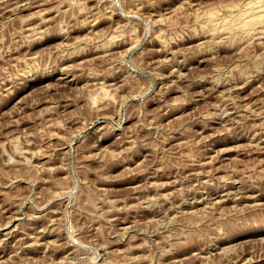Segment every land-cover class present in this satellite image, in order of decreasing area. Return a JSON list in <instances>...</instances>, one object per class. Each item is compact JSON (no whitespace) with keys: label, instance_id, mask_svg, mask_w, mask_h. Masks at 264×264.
<instances>
[{"label":"rangeland","instance_id":"1","mask_svg":"<svg viewBox=\"0 0 264 264\" xmlns=\"http://www.w3.org/2000/svg\"><path fill=\"white\" fill-rule=\"evenodd\" d=\"M252 1L0 0V264H264Z\"/></svg>","mask_w":264,"mask_h":264},{"label":"bare ground","instance_id":"2","mask_svg":"<svg viewBox=\"0 0 264 264\" xmlns=\"http://www.w3.org/2000/svg\"><path fill=\"white\" fill-rule=\"evenodd\" d=\"M254 2V3H253ZM251 3V2H250ZM24 4V3H23ZM247 6H248V4H247ZM249 6H250V4H249ZM248 6V7H249ZM263 8H264V3H261L260 1H252V5L246 10V11H242V9H241V12H239L238 14H235L236 15V17H235V19H234V21H236L235 23H238L239 25H240V27H245L244 29L246 30V28L248 27V26H252V27H255V26H253V25H255L256 23H258L259 21H260V19H262V16H261V14H263V13H261L262 11H263ZM111 13V12H110ZM91 21V20H90ZM96 21V20H95ZM262 21V20H261ZM260 21V22H261ZM97 22V21H96ZM90 23V22H89ZM227 25V24H226ZM237 25V24H236ZM238 25V26H239ZM227 29V28H226ZM252 29V28H251ZM221 30V29H220ZM248 30H249V27H248ZM226 31V30H225ZM263 31V30H262ZM243 32V31H242ZM249 32H250V30H249ZM259 32V31H258ZM229 33V32H228ZM244 33H245V31H244ZM247 33V32H246ZM245 33V34H246ZM251 33V32H250ZM249 33V34H250ZM224 34H225V32H224ZM117 35V34H116ZM116 35H115V37H116ZM251 35V34H250ZM249 35V36H250ZM120 36V35H119ZM228 36V35H227ZM226 36V37H227ZM230 36V35H229ZM245 37H247V34H246V36ZM222 38H223V36H222ZM214 40V39H213ZM219 40V39H218ZM113 41V40H112ZM115 41V40H114ZM113 41V42H114ZM217 41V40H216ZM221 41H222V39H221ZM220 40L218 41V42H221ZM113 42H112V44H113ZM134 42V41H133ZM223 42V41H222ZM221 42V43H222ZM111 43V42H110ZM123 43V42H122ZM125 43H126V40H125ZM129 47V46H128ZM167 51V50H166ZM202 52V51H201ZM165 53V52H164ZM173 53V52H172ZM126 54V53H125ZM201 54V53H200ZM206 54V53H205ZM122 56H123V54H122ZM177 57V56H176ZM167 58V57H166ZM174 58V57H173ZM165 59V58H164ZM203 59V58H202ZM160 60V59H159ZM166 60V59H165ZM169 61V60H168ZM175 61V60H174ZM162 63V62H161ZM164 65V64H163ZM164 68V67H163ZM175 68V67H174ZM157 69V68H156ZM169 69V68H168ZM181 70V69H180ZM62 71V70H61ZM178 71V70H177ZM162 72V71H161ZM68 73V72H67ZM159 73H160V71H159ZM175 74V73H174ZM173 74V75H174ZM63 77H65V76H63ZM159 78H160V76H159ZM162 78V77H161ZM178 79H180V78H178ZM202 80V79H201ZM63 81V80H62ZM66 81V80H65ZM172 81V80H171ZM70 82V81H69ZM198 82V81H197ZM104 83V82H103ZM207 83V82H206ZM247 84V83H246ZM102 86V85H101ZM104 86V85H103ZM243 87V86H242ZM104 88V87H103ZM102 88V89H103ZM238 88V87H237ZM210 89V88H209ZM214 89V88H213ZM233 89V88H232ZM228 90V89H227ZM101 91V90H100ZM108 91V90H107ZM242 91V90H241ZM102 92V94L103 95H106V91L105 90H103V91H101ZM227 92V91H226ZM162 93H163V91H162ZM100 94V93H99ZM208 94V93H207ZM210 94V93H209ZM205 96H206V94H205ZM105 96H103V98H104ZM107 97V96H106ZM226 97V96H225ZM232 96H230V98H231ZM229 98V99H230ZM234 98V97H233ZM233 98H232V100H233ZM235 100V99H234ZM234 102V101H233ZM252 105V104H251ZM236 106V105H235ZM249 105H247L246 107H248ZM240 109V108H239ZM248 109V108H247ZM246 110V109H245ZM252 110V109H251ZM218 112V111H217ZM232 112V111H231ZM261 112V111H260ZM230 113V112H229ZM235 113H236V111H235ZM262 113V112H261ZM220 114V113H219ZM240 115V114H239ZM223 117V116H222ZM260 118V117H259ZM228 119V118H227ZM222 120V119H221ZM229 121V120H228ZM205 122V121H204ZM227 123V122H226ZM207 124V123H206ZM201 128V127H200ZM204 129V128H203ZM202 130V129H201ZM264 131V130H263ZM264 134V133H263ZM262 136V135H261ZM256 137V136H255ZM260 138H262V137H260ZM262 139H264V138H262ZM255 140V139H254ZM263 141V140H262ZM259 143V142H258ZM258 146V145H257ZM199 164V163H198ZM198 173V172H197ZM155 184V183H154ZM156 186V185H155ZM226 187V186H225ZM228 188V187H227ZM223 190V189H222ZM196 191H197V189H196ZM195 193V192H194ZM197 194V193H196ZM172 195H173V193H172ZM191 195V194H190ZM215 197V196H214ZM156 198V197H155ZM169 198V197H168ZM191 198V197H190ZM199 198V197H198ZM154 199V198H153ZM206 199V198H205ZM147 200V199H146ZM202 200V199H201ZM194 201V200H193ZM207 201V200H206ZM211 203V202H210ZM196 204V203H195ZM146 205H148V204H146ZM152 205V204H151ZM181 207V206H180ZM195 207V206H194ZM183 209V208H182ZM178 210V209H177ZM181 211V210H180ZM199 211V210H198ZM196 212V211H195ZM193 213V212H192ZM14 218H16V217H14ZM18 218V217H17ZM20 220V219H19ZM126 223V222H125ZM7 225H8V223H7ZM7 225H6V227H7ZM1 227V226H0ZM41 229V228H40ZM36 230V229H35ZM44 230V229H43ZM52 230V229H51ZM24 232V231H23ZM33 232V231H32ZM46 233V232H45ZM24 234V233H23ZM41 234V233H40ZM33 235V234H32ZM9 236V235H8ZM32 237V236H31ZM17 238H19V237H17ZM3 239V238H2ZM12 239V238H11ZM48 239V238H47ZM17 240V239H16ZM38 240V239H37ZM72 240V239H71ZM0 241H2V240H0ZM7 241V240H6ZM33 241V240H32ZM70 241V240H69ZM35 242V241H34ZM42 242V241H41ZM41 242H39V243H41ZM45 242V241H44ZM48 243V242H47ZM19 244V243H18ZM31 244V243H30ZM29 244V245H30ZM37 244V243H36ZM70 244H71V242H70ZM22 245H24V244H22ZM74 245V244H73ZM77 248V247H76ZM27 249V248H26ZM82 252V251H81ZM83 253H84V250H83ZM78 254V253H77ZM79 257V256H78ZM209 257V256H208ZM246 260H248V259H246ZM243 262H245L244 260H243Z\"/></svg>","mask_w":264,"mask_h":264}]
</instances>
